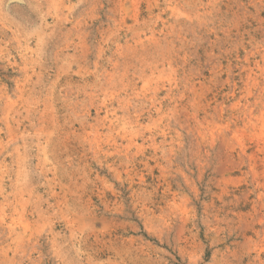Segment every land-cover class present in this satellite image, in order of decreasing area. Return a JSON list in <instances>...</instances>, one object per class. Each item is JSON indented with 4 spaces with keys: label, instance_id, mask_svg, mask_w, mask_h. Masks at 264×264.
Here are the masks:
<instances>
[{
    "label": "rangeland",
    "instance_id": "374dc122",
    "mask_svg": "<svg viewBox=\"0 0 264 264\" xmlns=\"http://www.w3.org/2000/svg\"><path fill=\"white\" fill-rule=\"evenodd\" d=\"M0 264H264V0H0Z\"/></svg>",
    "mask_w": 264,
    "mask_h": 264
}]
</instances>
